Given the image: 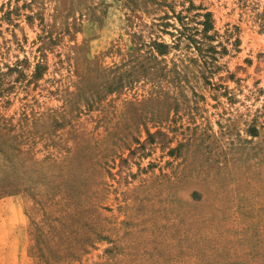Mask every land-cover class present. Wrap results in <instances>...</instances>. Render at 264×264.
Returning <instances> with one entry per match:
<instances>
[{
    "label": "rangeland",
    "instance_id": "374dc122",
    "mask_svg": "<svg viewBox=\"0 0 264 264\" xmlns=\"http://www.w3.org/2000/svg\"><path fill=\"white\" fill-rule=\"evenodd\" d=\"M260 13L0 0V264H264Z\"/></svg>",
    "mask_w": 264,
    "mask_h": 264
},
{
    "label": "trees",
    "instance_id": "16d2710c",
    "mask_svg": "<svg viewBox=\"0 0 264 264\" xmlns=\"http://www.w3.org/2000/svg\"><path fill=\"white\" fill-rule=\"evenodd\" d=\"M204 19L205 20L203 21V23H201L203 26L202 32H203L205 38L211 39L210 36L207 34L208 31L212 29V20H211L210 13H206L204 15ZM258 19L260 22L261 31L264 33V13H260L258 15ZM235 42H237V39H235ZM223 49L226 50L225 48H223Z\"/></svg>",
    "mask_w": 264,
    "mask_h": 264
}]
</instances>
